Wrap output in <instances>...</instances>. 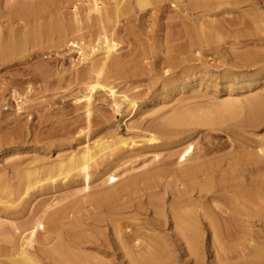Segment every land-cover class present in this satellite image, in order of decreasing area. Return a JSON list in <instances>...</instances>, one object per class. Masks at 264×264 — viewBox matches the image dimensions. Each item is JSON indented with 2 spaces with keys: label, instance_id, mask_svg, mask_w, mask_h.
Here are the masks:
<instances>
[{
  "label": "bare ground",
  "instance_id": "6f19581e",
  "mask_svg": "<svg viewBox=\"0 0 264 264\" xmlns=\"http://www.w3.org/2000/svg\"><path fill=\"white\" fill-rule=\"evenodd\" d=\"M157 1L133 0L132 5L129 0H114L112 5L100 6L98 0H93L87 10V18L93 25L88 33L81 32L84 22L66 20L42 5L29 10L22 29L5 23L0 25V65L11 66L9 71L15 76L1 81L0 98L8 101L19 93L11 88L17 83L16 76H25L24 81L30 83L51 75L36 55L24 67L19 66L20 59H26L24 52L29 45L42 47L50 54L62 46L76 44L90 60L89 48L93 47L94 53L95 48L104 53L102 62H92L87 75L79 81L86 100L83 118L74 133H82L85 144L59 150L55 158L26 150L13 160L6 158L0 166V264H206L202 259L206 251L212 257L210 264H247L238 259L249 254L254 257L251 264H264V163H261L264 158L253 155L250 152L253 146L242 139L243 131H257L264 126L263 95L255 85L257 80L253 79L258 73L241 77L230 71L216 76L198 67L181 74L175 71L173 78L162 87V93L166 95L191 83L195 86L173 102L165 103L163 117H156L155 129L146 130L145 139L150 146L164 145L167 149V155L157 159L164 167L158 166L156 177L144 178L142 191L146 201H138L134 195L137 191L134 179L119 184V174L115 172L130 156L124 150L136 142L131 138L111 141L100 138L90 142L93 126L100 120L94 114V94L108 88L107 92L115 95L107 77L125 72L136 61L129 52L128 59L120 56L108 62L111 54L121 49L118 46L123 38L129 43L136 39V29L127 25L121 28L120 23L129 19L135 9L145 10ZM171 1L180 5L178 19L164 16L160 30L180 25L181 30L169 31L166 35H172L169 40L189 41L194 53L201 48L210 49L212 42L220 39L231 26L246 27L248 11L236 17L228 14L242 5L253 6L255 13L264 17L260 12L264 10V0ZM164 5L152 6L154 11H161ZM95 40L97 45L92 44ZM220 84L226 89L218 93L203 88L204 85L216 88ZM5 91L9 93L8 98ZM248 91L252 93L244 95ZM221 92L228 97L218 100ZM115 103L118 110L121 102L115 100ZM129 105L127 114L137 109L135 100H130ZM34 118L37 123L30 128L33 139L26 140L24 145L39 142L35 127L40 128L42 120L40 116ZM14 121L0 117V146L15 144L2 135V128ZM218 129L229 134L230 149L216 155L224 146L209 134L210 130ZM56 130L63 135L68 132L63 125ZM199 134L207 141L194 151V139ZM72 138L77 140L74 135ZM256 147L264 153V139L257 141ZM236 151L241 153L239 157L231 155ZM174 164L177 166L173 167ZM162 176L173 177V184L167 181L161 186L157 179ZM70 181L76 182V187L63 193L56 188L59 182L67 185ZM107 184L116 186L106 189ZM68 199L71 200L65 202ZM142 204L149 205L152 211L147 221L149 233L134 230L122 218L131 206L130 209L138 211ZM256 227L259 229L249 243L252 245L249 253L242 250L234 254L235 248L227 242L240 239L244 243L251 236L249 228ZM217 242L224 245L222 251ZM178 252H185L188 258L178 261Z\"/></svg>",
  "mask_w": 264,
  "mask_h": 264
},
{
  "label": "rangeland",
  "instance_id": "374dc122",
  "mask_svg": "<svg viewBox=\"0 0 264 264\" xmlns=\"http://www.w3.org/2000/svg\"><path fill=\"white\" fill-rule=\"evenodd\" d=\"M92 1L0 0V25L5 23L12 25L14 28L22 29L29 10L42 5L46 10L54 11L66 20L84 22L85 25L81 32L88 33L93 29L91 19L87 18L88 4ZM113 1L98 0V3L100 6H105L112 5ZM129 1L133 2V0ZM157 2L155 4H165L161 11H154L152 5L155 4H151V6L142 11L135 9L129 19H125L120 23L121 28L127 25V27L136 29V39L131 40L129 43L123 38L121 44L118 46L121 49L114 51L108 62H112L120 56L128 59L130 58L129 52L132 53L131 58L135 57L136 61L126 67L125 72H119L116 75L107 77V82L113 87L115 95L107 92L108 88H105L93 96L94 114L98 115L97 117L100 120L98 124L93 126L94 132L90 136V142L100 138L108 141L118 138H131L136 142L135 146L129 145L128 149L124 150L125 154H129L130 156L128 160L124 161L122 166L115 169V172L119 174V184L128 179L136 181L137 185L134 189L137 191L134 195L137 196L138 201L142 199L146 201L147 198L142 191L146 182L144 178L147 179V176L156 177L154 174L160 169L158 166L164 167L163 165H159L160 163H158L157 159L162 157V155H167V149L164 145L158 147L149 145L145 139V134H148L146 130L155 129L156 117L159 115L163 117L161 112L165 103L169 101L173 102L175 98L183 96L191 86H195V84L191 83L184 88L180 87L177 90H170L166 92L168 93L166 95L162 93V87L173 78L175 71H177L176 74H181L184 70L190 72L195 67H198L205 70L207 74L216 76H223L225 72L230 71L240 74L241 77L244 74L251 75L258 73L253 79L257 80L255 85L259 86L257 89L262 93L264 100V17L255 13L252 8L253 6L242 5L236 11L228 13L236 17L248 11L251 17H248L249 22H247L246 27L242 28L240 25L231 26L230 30H224V34L220 39L212 42L210 49L201 48L200 52L195 51L194 53V49L190 46L189 41L184 39L179 41L169 40L172 35L169 37L166 35V32L181 30L182 27L180 25L176 28H168L165 31L160 30L164 16L172 15L174 19H178L176 14L180 9V5H175V2L171 0H158ZM260 12L264 14L263 9ZM94 16L95 14L93 13L92 17ZM92 44L97 45L98 43L95 40ZM89 50L91 51L90 57H92V60L87 59V56L82 54L76 44L71 45V47L62 46L58 51L50 52V54H46L42 50V47H37V45L28 46V50L24 52L26 59L22 57L20 59L22 63L19 66L24 67L27 64V60L36 55L38 59L44 61L40 65L46 66L51 75L43 80L39 77L36 81L34 80L30 83L24 81L22 77L25 76H16L17 83L11 86V88H15L19 92L16 93L17 98L10 97L9 101L3 99L4 97L0 98V101L3 103L0 105V117L8 118L10 121L15 120L2 128L3 139L8 141L14 140L15 144L13 146L6 144L0 146V166L6 162V158L7 160H13L23 155L26 150L31 153L40 151L38 155L47 154L55 158L59 150L68 147L77 148L85 144L83 143L82 133H74L76 125L83 118L84 102L86 100L82 96L79 81L87 75L92 62H102L104 57L103 51L98 50V48H95V53L93 47L89 48ZM198 55L201 56L200 59L196 58ZM245 63L249 65H245ZM6 66L0 65V92H2L1 81L5 77H15L12 71H9L12 67ZM203 88L207 92L214 90L216 93L222 88L226 89L221 84L216 88L205 87V85ZM8 89L10 91V87ZM179 90L182 91L179 92ZM254 91L255 89L252 92ZM252 92L248 91L244 95H249L248 93ZM221 93L223 94H218L217 96L218 100L228 97L225 92ZM4 95H7L8 98V91H5ZM124 97L127 100H124ZM115 100L121 102L118 110L116 109ZM130 100L136 101L137 109L127 114ZM17 102H20V105H17ZM3 111L4 113H2ZM5 112H7L6 115H4ZM36 116H40L42 120L40 128L39 126L35 127V131L39 133V142L32 141L34 142L33 145H28V143V146L24 145L26 140L31 141L33 139L30 128L34 127L33 124L37 123V119L34 118ZM60 125L66 126L68 129L67 134H73L77 140L72 138L73 135L68 137L67 134L63 135L59 133L60 131H57L56 128ZM210 131L212 132L209 134L210 137L216 143L224 146L223 150L220 153H216V155L227 152L230 149L229 134L221 129ZM202 135L199 134L194 139V143L196 144L194 151L197 150L199 144L207 141V139H203ZM242 135L244 136L242 139H245L253 146V150H250V152L253 155L264 158V153L256 147V142L264 139V126L257 131L245 130L242 132ZM38 146H40V149H38ZM16 151L18 154H13ZM156 152L160 153L159 156L155 155ZM240 154V152L236 151L231 155L239 157ZM224 162L226 161L221 163L226 167V163ZM261 163L263 164L264 161ZM172 166L176 167L177 165L174 164ZM157 180L161 183V186L167 181L173 184V177L171 176L158 177ZM76 185L77 183L72 181L67 185L59 182L56 188L63 193L72 187H76ZM114 186L116 185L107 184L104 188L112 189L115 188ZM124 197H126L125 192ZM85 199L84 197L82 198L83 201ZM69 200L71 199L65 200V202ZM135 200L134 202L137 203V200ZM130 208L122 214V218L127 219V222L123 221L129 224L130 227L132 226L134 230L146 232L149 226L147 221L152 215L149 205L142 204V207L138 211L135 208ZM249 229L250 239L248 238L244 243L240 239L227 242L228 246L235 248L234 254L237 255L240 251L249 253L250 247H252L249 243L259 228L256 227L255 230ZM127 232H131V229H127ZM149 232L148 230L147 233ZM222 245L217 242L220 251H222ZM172 249L177 250L176 247H172ZM187 258L188 256L185 252H178L176 259L183 262ZM211 258L209 251L203 252L202 259L206 264H210ZM238 260L240 263L246 261L247 264H251L254 257L249 254L239 257Z\"/></svg>",
  "mask_w": 264,
  "mask_h": 264
}]
</instances>
